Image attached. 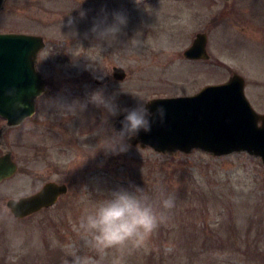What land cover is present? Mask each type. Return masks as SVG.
<instances>
[{
  "label": "rangeland",
  "instance_id": "rangeland-1",
  "mask_svg": "<svg viewBox=\"0 0 264 264\" xmlns=\"http://www.w3.org/2000/svg\"><path fill=\"white\" fill-rule=\"evenodd\" d=\"M117 12L127 18L117 39H95L94 22L106 16L111 23ZM1 31L44 37L49 86L36 116L13 129L19 169L0 185V264H71L73 255L94 264H264L260 157L160 153L127 142L115 154L101 147L119 132L114 123L123 110L140 99L195 94L235 72L264 114V0H5ZM199 32L208 34L210 59L184 55ZM116 65L126 69L125 80L113 77ZM98 73L111 81L98 85ZM98 89L115 99L119 115L104 123V109L91 103L64 114ZM49 181L68 183L69 192L53 207L15 217L8 200ZM133 186L154 200L172 197L175 207L140 248L100 254L87 246L81 219L113 191Z\"/></svg>",
  "mask_w": 264,
  "mask_h": 264
},
{
  "label": "water",
  "instance_id": "water-1",
  "mask_svg": "<svg viewBox=\"0 0 264 264\" xmlns=\"http://www.w3.org/2000/svg\"><path fill=\"white\" fill-rule=\"evenodd\" d=\"M4 2L0 0V10ZM44 45L41 35L0 33V115L7 119L8 125L20 124L32 116L37 98L47 91L36 66ZM207 47L208 34L199 32L184 55L190 59H209ZM127 76L124 67H114L115 79L123 81ZM110 80L111 76L104 73H98L95 78L99 85ZM245 88V78L234 73L228 81L207 85L194 95L154 98L146 106L153 113L163 107L164 124L157 120L150 133L141 132L126 142L170 154L179 151L189 154L198 149L225 156L247 151L264 162V114L254 109ZM12 89L15 94L7 95ZM125 115H120L114 123L118 131ZM16 171L15 161L10 164L7 156L0 157V182ZM67 192V184L50 181L32 194L9 199L7 206L15 217L22 219L55 205Z\"/></svg>",
  "mask_w": 264,
  "mask_h": 264
},
{
  "label": "clouds",
  "instance_id": "clouds-1",
  "mask_svg": "<svg viewBox=\"0 0 264 264\" xmlns=\"http://www.w3.org/2000/svg\"><path fill=\"white\" fill-rule=\"evenodd\" d=\"M86 13L81 12V18ZM111 23L107 17L98 19L91 28L93 37L100 41L111 43L116 40L122 28L127 24V18L123 13H113ZM73 19L69 25L74 24ZM15 90H9L7 95L13 96ZM91 103L104 109L106 115L104 123L109 117L119 115V106L115 99L104 95L102 89L92 92L86 102H74L63 108L64 114L75 115L77 111H83L87 104ZM142 99L135 108L124 109L126 113L121 121V129L113 137L106 139L101 145L110 153H118L127 150L126 140L139 136L141 132L150 133L153 124L159 121L165 122L166 111L158 107L156 112H151ZM94 154V150L92 151ZM175 207L172 197L162 193L158 199H152L144 189L133 186V190L123 189L113 191L110 197L100 202L93 211L83 217L79 224L82 236L87 246L100 254L110 249L140 248L148 238L158 229L166 219L165 213ZM71 264H94L88 256L73 255ZM119 264V261H114Z\"/></svg>",
  "mask_w": 264,
  "mask_h": 264
},
{
  "label": "flooded vegetation",
  "instance_id": "flooded-vegetation-1",
  "mask_svg": "<svg viewBox=\"0 0 264 264\" xmlns=\"http://www.w3.org/2000/svg\"><path fill=\"white\" fill-rule=\"evenodd\" d=\"M45 47H46V45L43 47V49L40 51V53L38 55L36 66H37V69L40 71L43 80H45V82H46L45 83V88H47V90H48L49 80H48V77H47L46 73L43 71V66H42L43 65L42 54H43V51H44ZM44 94H42L40 97H43ZM40 97H38V99L36 101V111H35V113L32 116L26 118L20 124L8 125L7 124V120L4 117L0 116V157L1 156H7L8 162H10V164L13 163V161H15L18 164V166H17L18 169H19V162L16 160V158L14 156L13 129L17 128L18 126L23 124L25 121H28V120H30V119H32L33 117L36 116V114L39 112L38 109H39V98ZM260 124H261V122H260ZM18 169H17V171H18ZM11 180H13V172L10 175H8L7 177L4 178L0 182V185L3 184L4 182L11 181ZM60 183H66V182H60ZM66 184L68 185V183H66ZM68 187H69V185H68Z\"/></svg>",
  "mask_w": 264,
  "mask_h": 264
}]
</instances>
